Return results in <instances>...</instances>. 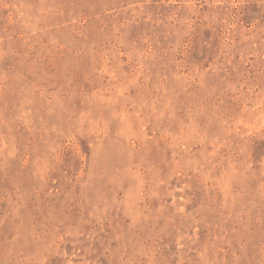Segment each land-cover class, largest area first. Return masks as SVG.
I'll list each match as a JSON object with an SVG mask.
<instances>
[{"label": "rangeland", "instance_id": "374dc122", "mask_svg": "<svg viewBox=\"0 0 264 264\" xmlns=\"http://www.w3.org/2000/svg\"><path fill=\"white\" fill-rule=\"evenodd\" d=\"M0 264H264V0H0Z\"/></svg>", "mask_w": 264, "mask_h": 264}]
</instances>
